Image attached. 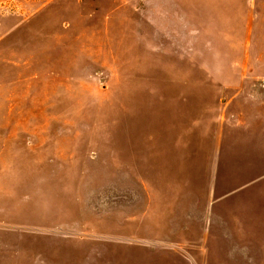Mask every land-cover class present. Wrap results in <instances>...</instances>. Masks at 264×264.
<instances>
[{
    "label": "rangeland",
    "instance_id": "obj_1",
    "mask_svg": "<svg viewBox=\"0 0 264 264\" xmlns=\"http://www.w3.org/2000/svg\"><path fill=\"white\" fill-rule=\"evenodd\" d=\"M0 264H264V0H0Z\"/></svg>",
    "mask_w": 264,
    "mask_h": 264
}]
</instances>
